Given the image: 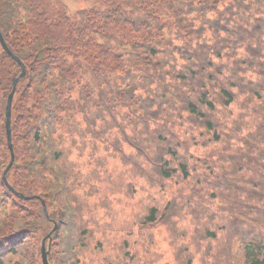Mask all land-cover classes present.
<instances>
[{
  "label": "trees",
  "instance_id": "obj_1",
  "mask_svg": "<svg viewBox=\"0 0 264 264\" xmlns=\"http://www.w3.org/2000/svg\"><path fill=\"white\" fill-rule=\"evenodd\" d=\"M80 1L0 0V32L26 67L12 105L15 193L6 106L22 65L0 42V264H43L44 239L50 264H125L116 193L101 194L114 175L182 176L183 207L190 178L234 194L221 221L264 264V0Z\"/></svg>",
  "mask_w": 264,
  "mask_h": 264
},
{
  "label": "rangeland",
  "instance_id": "obj_2",
  "mask_svg": "<svg viewBox=\"0 0 264 264\" xmlns=\"http://www.w3.org/2000/svg\"><path fill=\"white\" fill-rule=\"evenodd\" d=\"M64 1L73 10L87 5L80 0ZM152 177L155 178L153 185L150 176H139L132 185V176H104L101 185V194L109 193L112 199V193H116L115 222L123 236L121 254L127 260L125 264H188L189 260L192 264H250L239 247L243 237L236 241L238 238L232 237L235 229L229 230L231 221L226 227L221 221L223 208L233 209L230 198L234 194H206L198 188L196 178H190L197 189L195 197L183 207L189 190L182 176H174L173 180ZM251 193L256 196L253 190ZM168 196H173V200L165 208ZM156 203L160 207L158 220L152 225L143 224L144 217ZM202 209L211 211L214 221L210 225L204 223L205 215H199ZM260 217L264 219V212H260Z\"/></svg>",
  "mask_w": 264,
  "mask_h": 264
},
{
  "label": "water",
  "instance_id": "obj_3",
  "mask_svg": "<svg viewBox=\"0 0 264 264\" xmlns=\"http://www.w3.org/2000/svg\"><path fill=\"white\" fill-rule=\"evenodd\" d=\"M0 41L4 47V49L13 57L15 58L16 60L17 57H15V55L9 50L1 32H0ZM23 66V72L21 73V75L14 81V86H13V90L12 92L10 93L9 95V98H8V103H7V113H6V117H7V122H6V127H7V136H8V142H9V147H10V150H11V155H12V160L8 166V168L6 169L5 173H4V176H3V179L5 181V183L9 186V188L13 190V188L9 185V182L7 180V172L8 170L12 167L13 163H14V160H15V152H14V147H13V142H12V131H11V118H12V102H13V99H14V95H15V91H16V88H17V84L20 80L21 77H23L25 75V67L24 65ZM22 198H25L24 195L21 196ZM44 207H45V210H46V205L44 203ZM42 256H43V264H50L49 262V259H48V252L46 251V246H45V243L43 242V246H42Z\"/></svg>",
  "mask_w": 264,
  "mask_h": 264
}]
</instances>
